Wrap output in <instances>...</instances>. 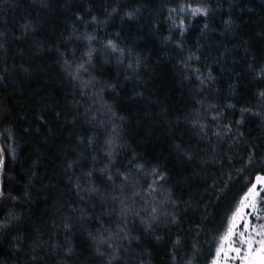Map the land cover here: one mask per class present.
Here are the masks:
<instances>
[{
	"label": "trees",
	"instance_id": "16d2710c",
	"mask_svg": "<svg viewBox=\"0 0 264 264\" xmlns=\"http://www.w3.org/2000/svg\"><path fill=\"white\" fill-rule=\"evenodd\" d=\"M174 6L172 0H47V6L42 0H0V42L5 44L0 50V133L10 132L11 138L1 136V142L15 149V159L9 156L7 161V192L0 202V222L9 212L23 221L0 233V260L6 264H108L107 255L95 253L88 234L101 225L115 230L119 217L105 215L113 207L111 201L103 207L100 199L91 201L85 209L89 219L83 224L70 211L84 208V204L77 202L69 178L75 181L88 171L93 155L97 156V169L107 163L103 132L94 133L86 123L90 100L82 98L80 89L57 63V48L69 59L76 50L79 58L81 50L75 41L68 43L67 50L63 46L75 28L80 33H95V47L101 53L103 44L120 33V47L140 59L132 72L126 68L129 59L121 66L101 54L94 61L98 71L93 75L98 81L120 85L116 93L110 89L102 93L116 116L124 117L118 125H111L120 132L116 166L123 169L135 156L145 172L158 167L166 172L167 181L161 183L175 200V208L167 211L174 212L176 223L162 216L150 234L144 232L139 220L133 224L135 218L128 217L132 236L140 239L130 245L124 241L127 251L121 253L120 264H187L188 260L210 264L225 215L246 191L245 183L254 179L253 172L264 167L261 162L245 166L248 152L259 154L258 161L264 158V120L260 117L245 116V123L239 126L244 135L236 143L223 133L217 142L215 135L220 123L231 122L235 132L242 108L264 115V103L258 96L264 90V80L254 79L249 71L250 64L256 71L264 67V0H212L217 11L208 20L209 30L201 37L205 20H194L183 38L182 53L175 47L181 39L178 34L173 35V42L163 41L169 34L168 8ZM113 7L118 13L108 23L86 24L92 16L103 20L105 10L111 12ZM135 8H140V13L128 20L125 13ZM78 16L84 22L77 20ZM229 19L232 24L226 26ZM26 22L34 31L23 35ZM198 44L203 46L202 52L197 51ZM190 50L201 59L192 61L186 70L182 56ZM22 66L29 71L23 72ZM195 68L205 75L211 70L215 80L200 85L192 71ZM229 104L235 107L228 108ZM196 113L202 117L200 123L208 125L203 132L192 128L190 117ZM218 113L221 120L212 121ZM92 135L100 139L95 151L79 142ZM177 144L189 150L191 160L176 151ZM78 158L83 167L68 169L67 164ZM136 178L144 188L154 179ZM29 180L30 197L25 199ZM97 184L103 192L111 191ZM11 197H18L19 202ZM152 202L159 203V196L153 194ZM132 207L143 215L142 202ZM70 214L74 226L66 237L61 221ZM93 215L100 219H91ZM14 236L24 239L18 253L11 247ZM66 240L74 247L70 259H65L62 251ZM35 244L42 247L33 251ZM32 255L39 259L31 261Z\"/></svg>",
	"mask_w": 264,
	"mask_h": 264
},
{
	"label": "snow or ice",
	"instance_id": "6c2138e0",
	"mask_svg": "<svg viewBox=\"0 0 264 264\" xmlns=\"http://www.w3.org/2000/svg\"><path fill=\"white\" fill-rule=\"evenodd\" d=\"M175 3L174 7L168 8V15L166 20L168 21L169 34L163 38L165 44L173 42V35L178 34L181 38L175 43V47L183 52L184 44L183 38L189 32L192 22L197 18H203L205 23L201 29V37H203L209 30L208 20L214 18L217 8L212 7V0H172ZM44 6H47V0H42ZM106 11L105 18L100 20L96 16H92L91 20L86 24L100 25L106 24L112 19L114 13H118V8L113 7L111 12ZM140 8L132 9L125 13V17L128 20H134L140 13ZM90 14V10H89ZM77 20L83 21V17L78 16ZM226 26H231L232 21L229 19L224 22ZM23 35H27L29 32L34 31L33 25L30 22H26L22 25ZM3 36V33H0ZM116 38L108 39L103 44V52L101 53L96 47L97 36L95 33L89 32H77L74 28L72 34L67 37V41L64 43V47L67 50L68 43L76 42L77 49L80 51L79 58L76 57V50L71 52V59L65 52H60L59 48L56 49L58 54L57 63L60 64L63 72L67 77L75 82V86L80 89V95L82 98L90 100V106L85 109L86 123L92 125V131L94 133L103 132V158L107 160V163L103 167L97 169L95 163L97 156L93 155L90 159L93 161V166L86 172H81L80 176L73 181L69 178V186L74 185L75 195L78 203H83L84 208H72L71 213H76L79 216L81 224L86 222L89 217L85 212V209L89 206L91 201L100 199L101 207L105 203L111 201L112 209L105 213L109 218L113 215L119 217L118 222L115 225V230L112 227H103L96 229V231L89 232L88 238L92 241L95 253L100 256H108V264H120L122 259L121 253L126 252L124 241H127L130 245L132 240H139V236H132V228L129 227L128 217L131 215L135 219L132 221L135 224L136 220H139L143 226V230L146 234H150L153 225L159 223L163 216L170 223H176V217L174 212H168L169 208H175V200L172 199L170 191L164 188L163 183L167 181V174L161 171L158 167H152L148 172L144 170V164L140 163L135 156L129 161V165L123 169L117 167L116 157L118 155V140L120 138V132L117 127L111 125H118L124 120L122 116H116L113 111V106L109 105L103 96L105 89H110L112 93H116L120 87L118 83H112L111 80L98 81L93 75V71H98L95 67L94 61L98 60L101 54L107 56L109 59L114 58L118 65L124 66L125 59H129L131 62L127 63L126 68L135 72L136 67H139L141 61L139 58H133L130 52H126L124 48L120 47L118 38L120 33L115 34ZM202 45H197V51L202 52ZM5 49V44L0 42V50ZM201 56L196 52L189 51L187 56H182V63L185 69L190 68L192 61H200ZM109 61L106 60L107 64ZM135 66V67H134ZM23 72L27 73L28 68H23ZM196 80L200 85L204 86L207 82H213L215 77L212 75L211 70L205 75L200 68L192 70ZM249 71L253 72L254 79L264 80V67H260L259 71L255 70L253 65H249ZM103 74V73H101ZM87 76V79L84 77ZM126 79L128 77H125ZM260 102L264 103V90L258 93ZM215 107V106H211ZM228 108H234V105H227ZM99 114V115H97ZM59 118L60 113H56ZM260 117L264 120V115L260 112H252L250 108H242L240 110V119L235 123L237 130L232 131L231 122L227 125L220 123L218 126L219 131L215 133L217 136V142L223 133L236 143L243 137L244 133L239 130V126L245 123V116ZM39 118V117H38ZM202 119L199 113L192 115L190 120L192 122V128L204 131L208 125L200 123ZM212 121H220L221 114H217L211 117ZM111 126V131H108V127ZM5 139H10V132L6 131L0 133ZM203 138V137H201ZM80 145L86 148H90L93 151L96 149V145L100 143V139L96 135L88 136L80 139ZM247 143V142H245ZM176 151L186 157L188 160L192 159V156L187 148H183L180 144L175 145ZM259 154L254 152H248V158L245 166L252 165L256 162L264 163V158L260 161L257 160ZM9 156L15 159V149L6 147L0 144V202L6 197L7 189L4 184V177L6 176L7 161ZM81 158L72 161L67 164L68 169H74L76 167H83L80 162ZM82 159H89V157H82ZM135 170V176L133 174ZM239 171H243L240 169ZM35 174V172H33ZM139 176H152L150 182L147 183V188L141 183ZM254 179H251L245 183L246 191L239 197L234 205L229 209V213L225 215L224 222L222 223L223 231L219 234L218 243L215 246V253L210 261V264H264V167L255 170L252 174ZM11 179V178H9ZM120 183L117 184L116 180ZM84 181V182H82ZM111 189L110 192H103L101 187ZM32 181L29 180L28 185L25 187L23 197L25 199L30 197L29 186ZM227 187V186H226ZM167 193V196H165ZM156 194L160 198L159 203H153L152 197ZM13 201L19 202L18 197H11ZM137 201L142 202L144 207L141 211L132 207V204ZM117 206L119 211L117 212ZM95 207V204L92 205ZM91 219L98 220L100 217L93 215ZM15 222V223H14ZM22 218L9 212L6 219L0 222V233H5L10 229L16 227V224H22ZM110 223V220H109ZM61 226L65 231L66 237L71 235L72 217L71 214L65 217L61 221ZM38 231V230H37ZM159 239V237H157ZM2 242V241H0ZM24 243V239L21 236L12 237L11 247L15 252L21 251V245ZM175 244L179 246L180 241L177 239ZM50 247L60 248L59 245H49ZM42 244H35L32 248L36 251L37 248H41ZM106 249V250H105ZM63 255L65 259H70L74 255L73 245L66 240L63 246ZM175 258V257H174ZM31 261L35 262L39 259L38 256L32 255ZM0 264H6L5 261L0 260ZM187 264H192L191 260L187 261Z\"/></svg>",
	"mask_w": 264,
	"mask_h": 264
},
{
	"label": "rangeland",
	"instance_id": "374dc122",
	"mask_svg": "<svg viewBox=\"0 0 264 264\" xmlns=\"http://www.w3.org/2000/svg\"><path fill=\"white\" fill-rule=\"evenodd\" d=\"M0 143H2V142H1V136H0Z\"/></svg>",
	"mask_w": 264,
	"mask_h": 264
},
{
	"label": "flooded vegetation",
	"instance_id": "af4514ba",
	"mask_svg": "<svg viewBox=\"0 0 264 264\" xmlns=\"http://www.w3.org/2000/svg\"><path fill=\"white\" fill-rule=\"evenodd\" d=\"M0 144H2V143H0Z\"/></svg>",
	"mask_w": 264,
	"mask_h": 264
}]
</instances>
